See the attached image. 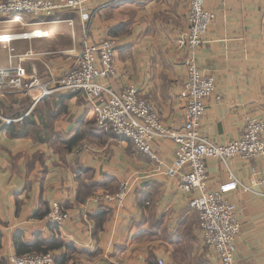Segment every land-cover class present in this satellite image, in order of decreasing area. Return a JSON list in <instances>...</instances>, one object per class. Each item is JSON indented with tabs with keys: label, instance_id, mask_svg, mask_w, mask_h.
I'll use <instances>...</instances> for the list:
<instances>
[{
	"label": "crops",
	"instance_id": "obj_1",
	"mask_svg": "<svg viewBox=\"0 0 264 264\" xmlns=\"http://www.w3.org/2000/svg\"><path fill=\"white\" fill-rule=\"evenodd\" d=\"M66 1V0H59ZM190 0H92L85 11L26 17L12 24L0 16V35L43 30L44 38L0 43V67L23 65L27 75L52 81L79 56L85 39H111L116 48V91L129 85L155 106L167 128L184 126ZM216 14L197 52L201 70L216 80L206 98L202 134L225 144L243 135L246 120L264 119V0H209ZM16 26V27H13ZM17 28L16 30H11ZM27 55V56H25ZM21 60V61H20ZM123 75H126L124 78ZM54 87V85H51ZM14 119L12 123L6 120ZM14 125L17 135L7 127ZM175 144L158 140V161L138 152L95 122L93 102L83 93L53 91L42 101L0 93V264L26 245L60 244L55 264H223L205 245L196 192L171 175ZM208 189L237 205L242 230L234 264H264V196L255 184L264 157L207 160ZM129 187L121 203L92 198ZM70 213L62 225L45 217L51 203Z\"/></svg>",
	"mask_w": 264,
	"mask_h": 264
},
{
	"label": "built area",
	"instance_id": "obj_2",
	"mask_svg": "<svg viewBox=\"0 0 264 264\" xmlns=\"http://www.w3.org/2000/svg\"><path fill=\"white\" fill-rule=\"evenodd\" d=\"M91 1L0 0V16L6 22L28 25L26 17L48 18L59 12L80 10L82 19L87 21L91 15L85 9ZM208 1L190 0L186 80L183 86V96L187 103L181 130L167 128L153 103L141 98L134 85L119 91L109 86V79L117 75L115 44L108 38H90L87 29L79 56L59 77L46 81L36 75H27L20 62L0 67V93L11 90L32 96L35 102L56 90L83 93L93 102L95 122L100 128L110 129L116 137L129 140L138 152L156 161L158 158L154 143L158 140L172 141L176 148L174 161L168 168L169 174L182 173V189L187 193H197L192 204L199 213L205 245L214 251L223 264H234L237 237L242 230L237 205L221 191L208 189L206 163L210 158L226 162L234 157L245 160L264 157V119L248 118L243 135L225 144L210 140L200 130V123L206 112L205 100L216 90L215 77L204 73L197 59V52L216 19V14L208 7ZM47 36L48 32L43 30L9 33L0 35V43L9 45L18 40ZM13 121L14 119L6 120L7 123ZM255 184L262 189L261 194L264 196V170L257 183L243 187L251 191ZM128 193L129 187L123 183L117 192L96 195L92 201L95 204L121 203ZM45 219L51 226L62 225L70 219V213L59 202L54 201ZM56 260L55 253L50 251L13 255L8 258L7 264H55ZM157 264L173 263L160 258Z\"/></svg>",
	"mask_w": 264,
	"mask_h": 264
},
{
	"label": "trees",
	"instance_id": "obj_3",
	"mask_svg": "<svg viewBox=\"0 0 264 264\" xmlns=\"http://www.w3.org/2000/svg\"><path fill=\"white\" fill-rule=\"evenodd\" d=\"M7 129L8 131H10L11 135H17L16 133L17 131L15 130V126L13 124L9 125ZM15 245H16L18 255H23L26 253H47V252H50L60 247V244H51L47 246V245H44L43 242H39L34 245H26L18 238H16L15 240ZM1 247H2V244H1V238H0V249Z\"/></svg>",
	"mask_w": 264,
	"mask_h": 264
},
{
	"label": "rangeland",
	"instance_id": "obj_4",
	"mask_svg": "<svg viewBox=\"0 0 264 264\" xmlns=\"http://www.w3.org/2000/svg\"><path fill=\"white\" fill-rule=\"evenodd\" d=\"M8 23H12V22H8ZM12 24H17V23H12ZM13 27H16V26H13ZM17 28H12L11 30H16Z\"/></svg>",
	"mask_w": 264,
	"mask_h": 264
}]
</instances>
